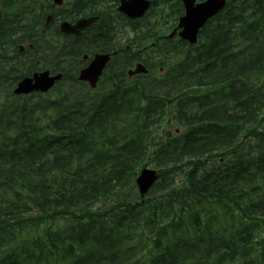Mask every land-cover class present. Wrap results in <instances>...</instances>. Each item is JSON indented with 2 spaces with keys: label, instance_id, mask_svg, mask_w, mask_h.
I'll use <instances>...</instances> for the list:
<instances>
[{
  "label": "trees",
  "instance_id": "1",
  "mask_svg": "<svg viewBox=\"0 0 264 264\" xmlns=\"http://www.w3.org/2000/svg\"><path fill=\"white\" fill-rule=\"evenodd\" d=\"M70 1L61 19H102L62 40L50 0H0V264H264V0H229L195 46L163 39L181 0H152L124 42L117 0ZM149 43L157 71L128 79ZM96 52L116 54L93 90L76 63ZM43 69L53 91L12 94Z\"/></svg>",
  "mask_w": 264,
  "mask_h": 264
},
{
  "label": "water",
  "instance_id": "2",
  "mask_svg": "<svg viewBox=\"0 0 264 264\" xmlns=\"http://www.w3.org/2000/svg\"><path fill=\"white\" fill-rule=\"evenodd\" d=\"M55 4H61L63 0H53ZM119 11L125 13L130 18L140 17L148 9L149 0H119ZM185 6V15L180 17L178 27L182 28L179 35L188 39L191 43L196 40V33L204 22L219 9H221L225 0H206L205 2L195 4V0H183ZM97 17L81 18L74 24L62 22L60 30L66 34L79 35L81 30L89 27ZM175 31L170 35L172 36ZM108 54H96L87 67L82 69L79 74V79L87 81L91 87H95L102 69L109 61ZM139 72H146L145 67L137 64L134 70L128 73L135 74ZM61 78L60 74L49 76L48 71L35 73L32 78H26L20 81L14 90L15 93H30L32 91H48L56 81ZM157 179V174L154 170L144 168L141 170L136 179V185L141 194H145Z\"/></svg>",
  "mask_w": 264,
  "mask_h": 264
},
{
  "label": "bare ground",
  "instance_id": "3",
  "mask_svg": "<svg viewBox=\"0 0 264 264\" xmlns=\"http://www.w3.org/2000/svg\"><path fill=\"white\" fill-rule=\"evenodd\" d=\"M138 36V35H137ZM37 51H38V49H37ZM36 51V52H37ZM40 52V51H39ZM39 52H37V53H39ZM36 53V54H37ZM44 55H45V53H43ZM33 55V54H32ZM29 56H31V55H29ZM29 56H28V58H29ZM37 56V55H36ZM36 56H34V57H36ZM27 57V56H26ZM81 57V56H80ZM8 58V57H7ZM19 58V57H18ZM23 58V57H22ZM33 58V57H32ZM50 58V57H49ZM5 59V58H4ZM25 59V58H24ZM35 59V58H34ZM6 60V59H5ZM26 60H27V58H26ZM1 61V60H0ZM17 61H18V59H17ZM33 61V60H32ZM9 62V61H8ZM27 62V61H26ZM25 62V63H26ZM31 62V61H30ZM10 63V62H9ZM34 63V62H33ZM78 63V62H77ZM3 65V64H2ZM5 65V64H4ZM8 65V64H7ZM6 65V66H7ZM46 65V64H45ZM35 66V65H34ZM37 67V66H36ZM42 67V66H41ZM5 68V67H4ZM20 68V67H19ZM19 68H16V69H19ZM7 69H9V68H7ZM12 69V68H11ZM48 71V75L49 76H54V75H57L59 72L57 71V72H50L48 69H43V70H39V71H35V72H33V73H31V74H29V76L28 75H25V76H23V77H21L17 82H20V81H22V80H24V79H26V78H32L33 77V75L35 74V73H41V72H44V71ZM6 71V70H5ZM4 71V72H5ZM61 71V70H60ZM12 74V73H11ZM7 80V79H6ZM2 80H0V82H1ZM6 84V83H5ZM83 107V106H82ZM1 207V206H0ZM44 219V218H43ZM18 224V223H17Z\"/></svg>",
  "mask_w": 264,
  "mask_h": 264
},
{
  "label": "flooded vegetation",
  "instance_id": "4",
  "mask_svg": "<svg viewBox=\"0 0 264 264\" xmlns=\"http://www.w3.org/2000/svg\"><path fill=\"white\" fill-rule=\"evenodd\" d=\"M78 66H79V68H80V63H78ZM51 73L53 72L52 70H50V69H48ZM29 76V75H28Z\"/></svg>",
  "mask_w": 264,
  "mask_h": 264
},
{
  "label": "rangeland",
  "instance_id": "5",
  "mask_svg": "<svg viewBox=\"0 0 264 264\" xmlns=\"http://www.w3.org/2000/svg\"><path fill=\"white\" fill-rule=\"evenodd\" d=\"M128 30V29H127ZM127 30H126V35H127ZM130 36V34H128Z\"/></svg>",
  "mask_w": 264,
  "mask_h": 264
}]
</instances>
